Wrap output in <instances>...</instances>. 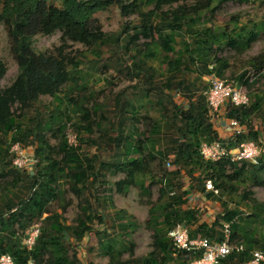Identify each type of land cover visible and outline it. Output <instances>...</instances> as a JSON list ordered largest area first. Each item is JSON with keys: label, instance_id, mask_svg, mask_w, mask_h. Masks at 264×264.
I'll use <instances>...</instances> for the list:
<instances>
[{"label": "trees", "instance_id": "16d2710c", "mask_svg": "<svg viewBox=\"0 0 264 264\" xmlns=\"http://www.w3.org/2000/svg\"><path fill=\"white\" fill-rule=\"evenodd\" d=\"M186 1L189 0L118 2L122 14H137L139 23L132 29L127 26L124 33L107 34L95 15L107 10L116 0H0V24L8 33L18 64L16 79L3 87L1 81L7 66L0 60V257L10 254L16 264H81L78 246L88 234L95 232L96 219L105 218L104 213L99 214L112 200L108 194H97L98 189L104 187L105 191L110 185L108 173L122 172L125 177L118 183L120 189L139 187L142 198H147L150 208L144 227L152 232V251L146 257L134 258L135 244L125 240L122 234H134L141 225L120 210L110 218L109 227L95 232L99 249L109 264H189L191 256L178 251L169 237L177 224L185 225L191 238L221 241L224 224L242 213L229 210L222 203L220 220L213 224L201 222L199 208L189 204L188 190L216 200L217 195L205 192L207 179L219 189L218 196L238 193L239 185L250 179L264 185L262 159L258 164H230L227 160L210 163L201 156L203 143H212L221 137L203 96L209 85L203 86L204 90L198 94L202 85L197 84L205 76L224 77L228 61L215 57L217 49L225 46L243 54L256 41L260 29L256 25L239 26L238 18H232L227 26L214 29L208 26L221 6L232 0H194L191 9L181 5L163 11L165 6ZM148 6L153 8L146 11ZM56 33H61L63 45L71 41L92 52L102 50L100 47H115L114 54L122 53V58H126L120 57L118 61L122 71L134 82L131 89L136 91V98L124 99L123 93L119 94L111 119L105 116L108 111L105 104L89 107L91 96L76 99L74 94L86 89L78 85L76 77L82 64L79 55L64 54L62 46L43 52L34 48L36 36ZM141 39L143 43H139ZM154 60L164 69L150 64ZM191 65L198 67L194 80L188 77ZM251 67H264V54L256 57ZM245 74L246 71L238 78L239 83L247 86L257 83H250ZM42 96H50L52 102L38 105ZM151 96L155 100L151 101ZM176 96L186 102L178 103ZM145 99L160 107L158 117L141 115ZM249 100L248 106H229L225 116L236 118L246 126L239 143L259 144L260 134L251 126L257 114H264V94L256 95L252 102L250 97ZM15 107L20 108L18 116L13 110ZM30 110L34 113L25 119V112ZM98 113L101 116L96 120L94 116ZM141 121L146 123L145 130L138 128ZM127 123L131 126L129 133H125ZM70 126L77 135L76 146L68 142ZM96 132H99L98 138H92ZM49 134L58 139L56 145L51 144ZM15 143L36 146L37 163L31 170L13 165L10 149ZM84 144L88 148L118 149L119 153L114 162H106L99 154L90 156L84 152ZM170 157H173L174 169L168 171L164 166ZM157 158L164 169L157 180L161 185L159 197L152 202L151 185L155 183V176L147 186L141 180L151 172L150 162ZM185 177L190 180L188 190ZM66 187L80 199V212L72 225L64 222L63 213L49 211L53 202L61 200ZM89 192H95L94 204L88 198ZM253 208L256 212L252 217L259 218L264 213L262 203L254 204ZM37 222H40V233L32 249H28L24 238ZM231 229L233 239L241 241L245 251L227 256L221 264H247L259 242L239 235L240 226L235 222ZM125 253L131 258L125 259Z\"/></svg>", "mask_w": 264, "mask_h": 264}, {"label": "rangeland", "instance_id": "374dc122", "mask_svg": "<svg viewBox=\"0 0 264 264\" xmlns=\"http://www.w3.org/2000/svg\"><path fill=\"white\" fill-rule=\"evenodd\" d=\"M132 1L133 0H116V3L111 5L107 10L95 15L105 33H124L127 26L132 29L134 25L139 23V17L137 14L124 16L118 4V2L131 3ZM193 4L194 0L175 3L172 6H165L163 11L175 9L181 5L191 9L193 8ZM152 8L153 6H148L145 10L148 11ZM232 18H238L240 24L239 26L253 28V25H256L258 29H260V33L256 38V41L243 54H238L229 47L222 46L220 49H217L215 57L226 59L228 61V67L224 72V77L221 78L229 80V82H232L238 87H243L248 92L252 102L256 95L264 94V79L257 81L255 85L247 86L239 83L238 78L252 66V62L256 57L264 54V0H232L226 2L212 16V20L208 23V26L213 29L215 27L227 26ZM131 29L130 32L134 33ZM61 37V33H56L52 36H36L34 38V48L37 52H43L46 50L54 51L56 48L62 46L64 54H67L70 57L79 55V59L82 60V64L79 67L80 74H77L76 77L79 78L77 80L79 82L78 85H80L81 88L86 89L77 91V93L74 94L76 99L81 96L83 97L84 95L91 96L88 106L93 107L94 104H105L106 109L108 110L106 111L105 116L111 119L113 110L115 109L116 97L119 94L123 93L124 99L131 100L136 98V91L131 89L134 82L126 76V71H122L124 69L120 67L121 61H118L120 57L122 58V53L114 54L115 47H100L102 49L100 50L101 52H92L91 50H87L81 44H74L71 41H68L65 45H63ZM178 41H180V38H178ZM143 42L144 39L139 41V43ZM180 47L181 45L178 44L177 49ZM0 60H2L7 66V73L1 81L2 86L7 87L12 84L18 75V64L11 51L8 33L5 27L1 24ZM122 60H126V58L123 57ZM150 64L155 66L157 69H164V67L161 66L160 62L157 60L150 62ZM196 68L198 67L194 65L190 66L192 72L189 73L188 77L191 80H194L198 76L197 74L199 72L196 71ZM210 76H205L198 81L197 84L202 85L198 94L204 90L203 86H207L208 78ZM137 95L139 94L137 93ZM138 99L140 98H137V100ZM51 100L52 98L50 96H42L40 97V103L38 105H49L50 102H52ZM153 100H155V98L151 96V101ZM175 100L178 103L186 102V100L181 96H176ZM143 103L145 104V108L141 110V115L149 114L151 117L155 118L161 114V111H159L160 107H156L154 103H151L146 99L143 100ZM137 104H141V102H137ZM13 110L17 116L21 113L20 108L15 107ZM33 113L34 112L31 110L29 112H25L24 118L26 119L32 116ZM100 116V113H98L94 116V118L99 120ZM220 116H222V113H217L214 117H211V120L215 122V120H217ZM251 127L254 131H257L260 134L258 140V145L261 148L262 155L260 159L264 161V114H257L252 121ZM130 128V124L127 123L125 133H129ZM138 128L140 130H145L146 123L141 121L140 124H138ZM67 134L69 138H76L77 141V135L72 126L67 129ZM98 136L99 132H96L92 138H98ZM48 137L50 138L52 145L57 144V138L52 137L51 134H49ZM26 148L30 151V153L35 154V145H30ZM83 151L88 153L90 156L99 154L106 162H114V157L119 153L118 149L107 150L106 147L102 149H97L96 147L88 148L85 144L83 145ZM120 152L122 154L125 153L124 150H121ZM170 159L172 160L173 157H170L168 161ZM167 162L164 167L168 171L173 170V164L168 166ZM150 166L151 167L149 169L151 172L144 176L141 181H144L147 186L150 184L152 177L155 176V183L151 185L150 198L152 202H156L159 197V189L161 186L157 180L162 176L161 171L164 167L159 161V158L155 159L154 162L151 161ZM231 172L232 170H229V173ZM124 177L125 175L122 172L108 173L107 180L110 185H107L105 191L104 187H99L98 190L100 193L97 194H108L111 196L112 200L107 207L102 209L101 214L99 215L103 216L104 213L105 218L98 217L96 219L94 229L95 232L97 230L103 231L106 226L109 227L111 225L110 218L113 217L117 211L124 210L127 216L136 220L141 225V228H139L134 234H124L123 232L122 237H124L127 241L134 242V258H142L146 257L152 251V232L144 227V223L148 220L150 207L146 204L147 198H142L140 195L139 187H130L128 190L120 189L118 183ZM184 182L186 189L188 190V186L190 184L189 178L185 177ZM239 187L240 190L238 193L228 196L220 194V196H217L216 200L209 199L196 190H188L189 204L191 207L199 208L201 222L208 224H213L216 220L221 219V214L223 212L222 203H226L229 210H239L242 215L234 219V222L240 226L239 235L252 237L259 242V245H256L255 248L264 250L261 248L262 245L264 246V223L262 221L264 213H261L259 218L250 216L253 212H256L253 208L254 204L262 203L264 205V185H257L254 183L253 179H250L245 183L240 184ZM66 189L67 187L65 190ZM108 189H111V191L106 192ZM94 193H88V198L93 204L95 203V198L93 196ZM249 193L250 195L248 198H245L246 194ZM64 207H66V209H64ZM79 207L80 199L67 189L61 200L55 201L50 205L49 211L53 213H63L64 222L67 225H72L80 212ZM104 219H106L108 223L103 221ZM112 231H114V229L110 230L111 233ZM95 232L88 234L78 246L77 251L81 264H109V259L105 257L99 249L100 245ZM117 232L121 231L117 230ZM241 239L243 240V238ZM124 258L130 259L131 256L129 253H125Z\"/></svg>", "mask_w": 264, "mask_h": 264}, {"label": "built area", "instance_id": "2783aa9c", "mask_svg": "<svg viewBox=\"0 0 264 264\" xmlns=\"http://www.w3.org/2000/svg\"><path fill=\"white\" fill-rule=\"evenodd\" d=\"M245 79L254 84L264 79V67L256 69L250 67L246 70ZM208 88L203 92L206 100L210 117L217 113H226L229 106L244 107L249 105L248 92L243 87L229 82L215 74L208 78ZM226 117V116H225ZM225 127V135L220 140L212 143H203L200 147V154L203 159L210 163H218L227 160L230 164L249 162L258 164L261 157V148L252 141L238 142L239 137L246 133V126L236 118H228ZM213 121V120H212ZM216 122V121H215ZM68 142L72 146L77 145L76 138L68 137ZM10 154L13 157V165L19 169L31 170L37 163L34 154L24 147L21 143L11 146ZM172 160L167 162L170 166ZM205 192L219 195L211 179L205 181ZM232 222L224 224L221 241H211L208 238H191L189 229L183 224H177L169 233L174 247L178 251L186 252L191 256L189 264H221V261L231 254H240L245 251L244 244L232 237ZM40 233V222L32 226L30 233L24 238V245L32 249L36 238ZM252 258L247 264H264V251L253 250ZM0 264H16L10 254L0 257Z\"/></svg>", "mask_w": 264, "mask_h": 264}, {"label": "crops", "instance_id": "0c3cea01", "mask_svg": "<svg viewBox=\"0 0 264 264\" xmlns=\"http://www.w3.org/2000/svg\"><path fill=\"white\" fill-rule=\"evenodd\" d=\"M222 113V116H220L217 120H215L216 122H213L214 125H215V129L218 131L220 137H224L225 135V127H226V124H227V119L225 117V114L223 112H220ZM254 250H262V249H254ZM264 251V250H263Z\"/></svg>", "mask_w": 264, "mask_h": 264}]
</instances>
